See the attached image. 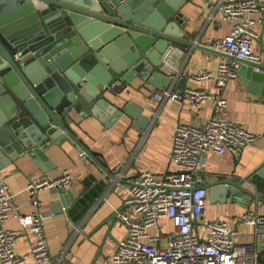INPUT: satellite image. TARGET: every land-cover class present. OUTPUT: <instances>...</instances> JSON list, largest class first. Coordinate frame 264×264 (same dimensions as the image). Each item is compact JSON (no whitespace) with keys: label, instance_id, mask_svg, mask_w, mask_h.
I'll return each instance as SVG.
<instances>
[{"label":"water","instance_id":"1","mask_svg":"<svg viewBox=\"0 0 264 264\" xmlns=\"http://www.w3.org/2000/svg\"><path fill=\"white\" fill-rule=\"evenodd\" d=\"M185 1L0 0V160L29 155L45 167L46 149L68 138L89 152L71 129L78 118L111 124L130 114L144 131L150 118L116 106L108 93L118 95L136 76L161 90L175 83L179 75L164 69L163 55L174 43L193 44L183 39ZM236 60L248 89L264 96V63ZM184 83L177 82L180 92ZM104 184L90 175L78 194L53 188V211L78 222ZM206 186L212 201H264V161L242 179Z\"/></svg>","mask_w":264,"mask_h":264},{"label":"crops","instance_id":"2","mask_svg":"<svg viewBox=\"0 0 264 264\" xmlns=\"http://www.w3.org/2000/svg\"><path fill=\"white\" fill-rule=\"evenodd\" d=\"M219 2L187 0L183 3L182 10L188 19L183 39L193 44L174 43L163 55H167L170 63H165L164 69L179 75L168 88L180 91L177 82L185 77L184 91L216 89L212 80L195 76L204 72L216 73L219 63L227 59L221 50L211 47L216 39L224 37L230 30L229 23L219 18ZM255 29L258 32L255 52L261 54L259 61L264 63V25L257 24ZM158 90L161 89L136 76L118 95L108 93L116 106L129 105L132 112H141V115L150 118L144 131L130 114H124L111 124L95 117L78 118L80 125L72 124L71 129L90 153L68 138L46 149L48 160L44 163L45 167H41L29 155H23L17 161H9L8 157L0 160V180L7 185L11 203L21 213L37 210L43 213V227L53 261L62 258L63 264H109L118 242L127 233L125 223L116 216L115 211L126 208L130 183L145 168L158 176L174 171L169 153L176 125L204 126L215 115L213 100L201 106L171 99L161 102L154 97ZM222 92L227 99L225 117L243 123L248 131L260 135V139L245 145L239 155L209 151L205 168L206 183L222 178L242 179L264 161V96L251 92L240 76L229 80ZM80 152H84V155L81 156ZM65 169H69L73 175V182L67 189L75 194L86 190L84 181L90 175H94L96 180L105 181L99 197L78 222H73L63 211H53L52 204L58 197L52 189L39 192L37 206L31 203L26 191L30 174L53 179L60 177ZM248 208L264 213V201H252L248 207L229 198L226 201H212L208 188L205 219L228 221L239 231L240 241L262 248L264 233L257 232L255 227L240 220V215ZM4 226L18 229L21 225L12 217ZM33 238L32 234L19 235L16 239L17 250L27 252ZM30 263L28 261L27 264Z\"/></svg>","mask_w":264,"mask_h":264},{"label":"built area","instance_id":"3","mask_svg":"<svg viewBox=\"0 0 264 264\" xmlns=\"http://www.w3.org/2000/svg\"><path fill=\"white\" fill-rule=\"evenodd\" d=\"M220 20L230 30L216 39L211 47L235 59L219 63L216 73L204 72L198 79L212 80L214 91L167 88L154 97L164 102L171 99L189 101L198 106L208 100L215 103V115L204 125L179 123L175 127L169 153L174 171L155 175L143 169L130 183L126 208L117 209L116 216L126 225L127 233L118 242L109 264H264V247L239 240L240 233L226 220L205 219L208 205L205 168L207 153L230 152L239 155L242 148L260 139L239 121L225 117L227 99L223 89L229 80L238 77L240 62L236 58L259 61L255 52L257 24L264 25V0H220ZM169 65V58L164 57ZM83 156L84 152H80ZM73 175L65 169L58 178L30 174L26 191L35 206L43 189L71 186ZM16 218L20 228H6L4 223ZM43 213H21L11 203L7 185L0 180V264H63L53 261L49 241L43 227ZM240 220L264 233V213L246 209ZM26 233L34 236L27 252L16 248V239Z\"/></svg>","mask_w":264,"mask_h":264}]
</instances>
